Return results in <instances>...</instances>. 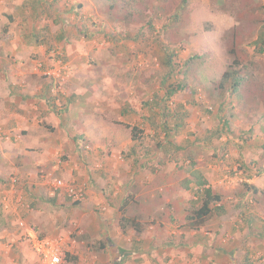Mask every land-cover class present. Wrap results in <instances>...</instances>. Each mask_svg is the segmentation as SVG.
I'll list each match as a JSON object with an SVG mask.
<instances>
[{"label":"rangeland","instance_id":"1","mask_svg":"<svg viewBox=\"0 0 264 264\" xmlns=\"http://www.w3.org/2000/svg\"><path fill=\"white\" fill-rule=\"evenodd\" d=\"M67 2L39 5L45 20L40 34L52 60L43 63L42 75L47 78L46 70L55 67V36L66 30L70 40L85 38L89 46L76 77L88 80L90 93L78 92L76 106L65 103L75 74L70 77L74 70L61 49L69 78L57 107L69 116L65 125L50 123L57 130L41 126V132L47 141L74 137L48 167L38 168L35 184L17 177L14 188L11 180L0 182V264L36 263L29 234L22 235L27 230L69 236L77 258L69 264H215L222 254L228 264H264V0H91L89 10L82 3L70 9ZM4 28L0 18V32ZM233 70L240 86L235 90L230 80L220 89L223 75ZM172 87L175 92L167 94ZM114 90L119 96L109 100ZM81 108L91 115L87 124ZM102 120L108 126L99 134ZM127 126L142 131L128 145ZM72 158L83 163L88 177V196L78 206L49 196L48 184L56 178L82 183ZM193 167L215 193L221 180L233 186L234 198L225 199L230 212L221 214L229 228L216 230L214 218L221 215L215 211L208 238L190 234L188 216L201 205L196 187L184 188ZM246 184L263 192L255 194ZM123 204L141 232L132 225L122 231Z\"/></svg>","mask_w":264,"mask_h":264},{"label":"crops","instance_id":"2","mask_svg":"<svg viewBox=\"0 0 264 264\" xmlns=\"http://www.w3.org/2000/svg\"><path fill=\"white\" fill-rule=\"evenodd\" d=\"M33 1L35 0H0V18L4 22L5 27H7V32L3 30L0 34V38L3 33L5 34L4 38L8 40L6 42L0 39V182H2L3 179L10 182L12 178L17 177L22 184L36 183L38 180V168L48 167L57 153L61 150L64 151V149H66L65 145L70 144V136L74 137L70 135L68 139L67 135H60L53 141H47L46 135L41 132L42 125L40 123H44L46 120V124L49 125L51 122L54 123V126H61V124L65 125L66 118L69 114L64 112L58 115L50 110L48 105V98L51 96L50 84L48 79L42 75L43 63L48 64L46 61L51 54L48 55L47 43L44 41V36L42 37L40 34L44 28L42 22L45 20L40 19L41 12L39 5L45 3L49 6L53 3V0H36L34 3L36 7L31 6ZM63 3L64 1H60V5ZM67 3L70 9H72L75 3L84 4L83 8L86 10H89L93 5L91 0H69ZM8 6L10 7V12L7 10ZM4 13H6L7 18L3 17ZM89 16H83V19ZM67 17L71 19L70 21L73 22V24L76 23L78 25V19L75 16L68 15ZM51 26H53V24H51ZM65 31L61 30V35L57 34L55 38L59 41L56 43V45H59V48L56 49H59V51L65 49L67 53V68L69 71L70 69L71 71L74 70L73 74L70 72V77H73L72 75L75 74L70 82L69 94L64 99L70 106L74 100L78 98V92H86V96H88L87 93H90L88 80L82 78L84 80L83 82L82 79L78 80L76 77V73L79 70L78 59L81 57L84 58L87 54V47L89 46L86 45L87 41L85 38H80V41H75V38L70 40V34H67ZM49 60L50 62L52 61L51 59ZM116 95L119 96L117 91L114 90L113 93L110 94L109 100H112ZM86 99L88 98L84 100ZM53 103L59 105L55 100ZM77 104L78 103L74 104V106ZM82 111V115H84L83 117L86 119L85 123L87 124L91 119L89 118L91 115H88L84 109H82ZM91 122L94 126L96 125L94 120H91ZM104 122L105 121L102 120L99 124V134L104 133L102 132L105 130L104 127L108 126ZM55 129L57 130V128ZM102 137L104 139L106 136L102 135ZM131 142L132 140L129 139L127 145ZM34 155L36 156V160L31 164L28 162V158ZM72 159L78 162L74 158ZM78 163V179L83 180L82 182H86L88 177L85 175V167L83 163ZM65 175L63 174V176ZM223 181L224 180L219 181L220 185L218 186L217 193L223 196L220 205L224 206V209L230 212V207L228 203L226 204V201L234 198L229 195V191L232 190L233 186L229 187L227 185L224 187ZM248 181L250 182V179H248ZM0 185L2 184L0 183ZM91 201L92 200L89 202ZM97 205H99V203H97ZM3 208L6 210L4 205ZM214 219L216 220L215 225H217L216 230H227L229 228L227 224L229 221L224 215H218ZM208 222L209 221H206L200 230L192 229L193 231H191L190 234L196 236L198 235L197 233H201L204 237L212 235L210 231H206L209 226ZM219 226L221 229L218 228ZM32 232L37 234L35 230H32ZM32 232L27 230L24 231L22 235L25 236L28 233L31 238ZM22 253H24L26 257L30 256L27 249H23ZM33 255L35 256V264H37L39 257L35 253H33ZM9 257L10 256L5 257L6 263ZM227 257L228 256L224 254L218 255L214 258L215 264H228L225 261ZM13 258L16 259L15 257ZM4 260H0V263H3Z\"/></svg>","mask_w":264,"mask_h":264},{"label":"built area","instance_id":"3","mask_svg":"<svg viewBox=\"0 0 264 264\" xmlns=\"http://www.w3.org/2000/svg\"><path fill=\"white\" fill-rule=\"evenodd\" d=\"M60 53V51L55 53V55L59 58L58 60H54L57 61L55 67L48 69L45 72V75L49 80V84L51 86V93L57 96L58 101L62 95L66 94L64 85L69 78V76L67 77V68L61 65L63 61ZM45 177L49 178L51 176L45 175ZM11 181L12 187L14 188L18 180L14 177ZM48 185H50L49 196L51 197H55L57 196V194H59V196H64L71 199L73 202L80 203L84 202L88 196V188L86 186V183L77 182V180L75 179L65 181L63 179L56 178L54 179V181L52 180V182ZM12 193L13 190L11 189V194ZM10 195L6 193L3 199V205L6 209H8L10 206ZM21 200V196H19L18 201ZM23 206L25 205L23 204ZM20 226L26 227V223L24 221H20ZM30 232H32V230H30ZM30 245L33 252L39 257V261L37 262V264H69L66 261V257L68 255L72 256L75 254V243L70 239L69 236H41L32 232Z\"/></svg>","mask_w":264,"mask_h":264},{"label":"trees","instance_id":"4","mask_svg":"<svg viewBox=\"0 0 264 264\" xmlns=\"http://www.w3.org/2000/svg\"><path fill=\"white\" fill-rule=\"evenodd\" d=\"M82 31V30H80ZM4 32H7V27L4 28ZM85 37L86 35L84 34V32H81ZM1 34V32H0ZM39 37V36H38ZM168 57L167 60V64L168 66L173 69L174 67H172V61L170 60V57ZM236 63V62H235ZM232 80L233 83V87H235V90H237V86H240L241 80L242 78L239 77L237 70H233L232 72H226L220 82V89L224 90L225 89V85ZM50 91H51V86H50ZM175 92V88H170L169 90H167V94L172 95ZM56 97V96H55ZM51 97L48 100V105L51 111H54L56 114L61 115L63 113V110H59L57 105L55 103H53L54 99L55 101H58L57 97ZM65 103L69 106V104L65 101ZM66 105V108H67ZM124 112H128L125 111ZM42 126H44L47 130H49L50 132H53L55 130V128H53L51 125L46 124V123H41ZM130 128L131 130V140L132 141H136L139 137L138 133H141V130H138V128H136L135 126L131 127V126H127ZM166 127V124H165ZM160 146V145H159ZM178 149V147H177ZM190 175L191 178L189 180L185 181L184 184V188L185 189H190V187L193 185L196 187L198 193L196 192V195L198 196L197 199L201 200V205L199 206L198 209L195 210L194 214L188 216V220H189V225L190 228L195 229V230H200L201 227L204 225V223L206 221L209 220V217L212 215L213 212L218 211V213H220V215L222 213L225 212L224 206L220 205L222 200H223V196L215 193L213 191V189L209 186V183L206 179V177L202 174V172L198 169L193 167L190 171ZM18 180V179H17ZM248 185V184H246ZM248 190L252 191L253 193L257 194V193H262L263 190H259V188H257L256 186H250L248 185ZM29 193V195L31 196L32 190H27ZM264 193V192H263ZM55 198L52 199V201H54ZM31 206H34V202L33 201H29ZM80 203L79 202H74V206H78ZM125 208H126V204H123L120 207V211L122 213V217L120 219V227L122 229V231H126L128 225H132V227H134V229L137 232H141V230H139L137 227V224L135 223L134 220H131L130 218L125 216ZM66 261L69 263L71 261H77V258L74 257L73 255H68L66 257Z\"/></svg>","mask_w":264,"mask_h":264}]
</instances>
